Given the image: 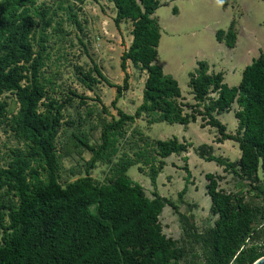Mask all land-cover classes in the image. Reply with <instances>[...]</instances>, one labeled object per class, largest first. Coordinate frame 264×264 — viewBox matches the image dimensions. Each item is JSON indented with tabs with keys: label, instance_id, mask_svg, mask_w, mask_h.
<instances>
[{
	"label": "trees",
	"instance_id": "1",
	"mask_svg": "<svg viewBox=\"0 0 264 264\" xmlns=\"http://www.w3.org/2000/svg\"><path fill=\"white\" fill-rule=\"evenodd\" d=\"M107 1L115 6L117 24L132 22V41L121 56V66L126 71L130 60L146 71L143 99L134 114L126 113L116 104L129 86L128 73L123 84H112L118 118L102 119L98 144L74 133V146L86 148L92 155L84 175L72 169L79 176L62 183L64 153L58 143L63 109L72 98L59 102L49 96L42 74L47 30L57 11L39 0H0V128L24 143L13 149L5 164L0 160V264H181L186 250L164 233L160 221L167 204L178 212L185 231L201 247L193 264H252L264 256V53L246 65L241 81L233 86L224 81L222 71L209 72L207 62L198 61L189 81L196 102L183 103L178 80L157 63L161 30L154 13L160 0ZM74 20L81 27L75 15ZM233 24L216 34L229 47L236 40ZM95 69L107 80L97 66ZM81 72V80L88 86L97 82L91 69ZM6 93L14 94L18 103L11 116ZM234 103L238 105L234 113L238 124L231 133L216 114L229 112ZM143 115L150 123L182 125L201 115L203 126L216 129V141L238 143L241 154L237 161L212 154L211 145L197 147L200 157L233 171L238 168L240 176L249 181L246 192L232 193L219 188L218 175L206 174L211 210L218 215L207 231L199 232L193 216L179 211L174 201L157 190L148 197L144 187L127 174L132 165L148 164L156 187L165 158L187 151L191 143L176 136L149 141L142 134L144 145L133 156L124 151L116 159L126 125ZM100 161L109 165L110 176L104 182L92 176ZM185 169L190 175L187 165ZM251 193L250 199L245 197Z\"/></svg>",
	"mask_w": 264,
	"mask_h": 264
},
{
	"label": "rangeland",
	"instance_id": "2",
	"mask_svg": "<svg viewBox=\"0 0 264 264\" xmlns=\"http://www.w3.org/2000/svg\"><path fill=\"white\" fill-rule=\"evenodd\" d=\"M39 3L57 11L52 26L47 30V56L42 71L48 94L59 102L72 98L63 109L64 123L58 143L60 152L64 153L60 180L65 183L79 176L73 175L72 169L79 171L80 175L85 174L86 161L92 155L88 149L74 146V133L80 138H87L91 144L100 143L102 119L110 121L113 117L118 118L117 108L112 104L117 92L112 84H123L128 73L129 86L116 105L126 113L134 114L143 99L147 73L130 60L127 61L126 71L121 66V56L132 41L133 26L130 20L120 24L115 22L113 3L107 0H39ZM69 5L73 9L69 10ZM74 15L81 27L74 20ZM154 16L161 30L157 63L165 73L178 80L183 103L196 102L189 81L190 74L198 67V61H206L209 72L222 71L224 81L233 86L241 81L246 65L264 53V0H160ZM232 23L236 40L234 46L229 47L225 41H218L216 34L219 29L227 31ZM95 66L107 80L98 75ZM90 69L97 82L88 86L81 80L84 77L81 71ZM210 95L214 97L216 93L211 92ZM4 97L10 103L11 116L17 111L18 103L12 93H6ZM197 109L202 110L201 107ZM237 109L238 105L234 103L229 112L216 114L231 133L237 129L238 121L234 115ZM69 121L73 124L67 125ZM204 123L201 115L187 125L166 121L150 123L143 115L126 125V134L120 138V150L116 156L117 159L124 151L133 156L138 146L144 145L140 138L142 134L149 141L176 136L180 141L191 143L187 151L165 158L166 165L157 176L156 187L152 183L148 164L132 165L127 174L144 187L148 197L152 198L157 190L174 201L179 211L193 216L195 227L201 233L213 227L218 218L211 210L206 188L207 173L218 175L219 188L226 192H246L249 188L248 179L240 176L238 168L233 171L216 161L200 157L197 147L201 144L211 145L209 151L212 154L230 161H237L241 154L236 141H216V129L210 125L203 126ZM16 147L22 148L24 143L1 127L2 164L11 158ZM66 152L69 154L66 155ZM185 165L189 167L190 175ZM259 173L262 176V172ZM92 176L99 181H107L109 165L98 162ZM184 188L185 192L180 195ZM252 195L245 197L250 199ZM160 221L164 233L186 250L181 264H193L196 256L201 254V247L195 237L185 231L178 212L167 204Z\"/></svg>",
	"mask_w": 264,
	"mask_h": 264
},
{
	"label": "water",
	"instance_id": "3",
	"mask_svg": "<svg viewBox=\"0 0 264 264\" xmlns=\"http://www.w3.org/2000/svg\"><path fill=\"white\" fill-rule=\"evenodd\" d=\"M252 264H264V256L260 257L259 259H257Z\"/></svg>",
	"mask_w": 264,
	"mask_h": 264
}]
</instances>
